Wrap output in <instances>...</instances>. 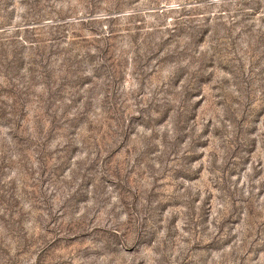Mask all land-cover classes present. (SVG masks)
Returning <instances> with one entry per match:
<instances>
[{
	"label": "rangeland",
	"instance_id": "obj_1",
	"mask_svg": "<svg viewBox=\"0 0 264 264\" xmlns=\"http://www.w3.org/2000/svg\"><path fill=\"white\" fill-rule=\"evenodd\" d=\"M0 264H264V0H0Z\"/></svg>",
	"mask_w": 264,
	"mask_h": 264
}]
</instances>
